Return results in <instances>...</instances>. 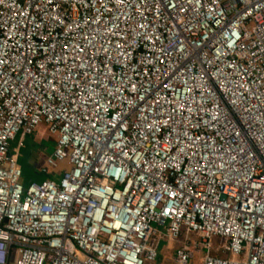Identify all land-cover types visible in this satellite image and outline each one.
<instances>
[{
  "label": "built area",
  "instance_id": "1",
  "mask_svg": "<svg viewBox=\"0 0 264 264\" xmlns=\"http://www.w3.org/2000/svg\"><path fill=\"white\" fill-rule=\"evenodd\" d=\"M41 124L60 178L26 184ZM165 239L264 264V0H0V264H157Z\"/></svg>",
  "mask_w": 264,
  "mask_h": 264
},
{
  "label": "rangeland",
  "instance_id": "2",
  "mask_svg": "<svg viewBox=\"0 0 264 264\" xmlns=\"http://www.w3.org/2000/svg\"><path fill=\"white\" fill-rule=\"evenodd\" d=\"M20 135L17 136L15 141H12V148L15 149ZM56 147V139L53 137L46 124H41L37 131L31 135H28L25 139L24 147L20 154V166L24 171V178L27 182L30 181H43L48 178H52L49 175L41 172L47 157L51 155ZM69 168L68 163L60 164L57 172H61L64 169ZM56 178V177H55ZM58 176L56 179H59ZM196 239V237H193ZM162 243V242H161ZM160 243V250L163 244ZM180 245L179 242L167 247L163 253L159 251V258L157 264H174V251ZM213 254H216L214 251ZM196 259L193 260V264H200V253L197 252ZM48 264V263H47Z\"/></svg>",
  "mask_w": 264,
  "mask_h": 264
},
{
  "label": "crops",
  "instance_id": "3",
  "mask_svg": "<svg viewBox=\"0 0 264 264\" xmlns=\"http://www.w3.org/2000/svg\"><path fill=\"white\" fill-rule=\"evenodd\" d=\"M46 165V161H45V163H44V165H43V167ZM42 172V171H41ZM53 173V172H52ZM59 175H56L55 177L57 178ZM162 243H161V245L163 244V247L161 248V250H160V252H161V254L163 253V251L167 248V247H169L170 245H173V244H175V243H177V242H175V241H169L168 239H165V240H163V241H161ZM218 244H219V240L217 239V241H216V247H218ZM176 253H177V248L175 249V251H174V254H173V256L175 257V255H176ZM216 253H220V252H218V251H216Z\"/></svg>",
  "mask_w": 264,
  "mask_h": 264
},
{
  "label": "trees",
  "instance_id": "4",
  "mask_svg": "<svg viewBox=\"0 0 264 264\" xmlns=\"http://www.w3.org/2000/svg\"><path fill=\"white\" fill-rule=\"evenodd\" d=\"M46 174V173H45ZM47 175H49L50 177H52V178H55V176H56V174L55 173H50V174H47ZM24 182L27 184L28 182H27V180H26V178H24Z\"/></svg>",
  "mask_w": 264,
  "mask_h": 264
}]
</instances>
